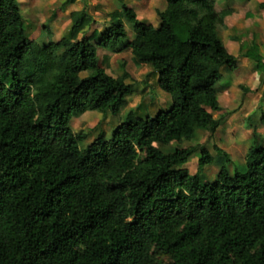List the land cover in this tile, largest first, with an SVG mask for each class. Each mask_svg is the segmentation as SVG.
I'll list each match as a JSON object with an SVG mask.
<instances>
[{
  "label": "trees",
  "instance_id": "trees-1",
  "mask_svg": "<svg viewBox=\"0 0 264 264\" xmlns=\"http://www.w3.org/2000/svg\"><path fill=\"white\" fill-rule=\"evenodd\" d=\"M164 1L158 26L121 1L102 30L87 32L97 20L83 9L66 36L40 44L18 1L0 0V264H264V143L248 149L246 169L223 161L208 183L206 144L162 148L225 123L227 113L214 116L222 70L239 65L216 0ZM100 47L130 50L173 103L156 115L130 111L111 139L81 148L87 134L71 118L118 114L134 91L129 72L100 64ZM241 55L264 71L257 44ZM196 152L191 173L183 165Z\"/></svg>",
  "mask_w": 264,
  "mask_h": 264
},
{
  "label": "rangeland",
  "instance_id": "rangeland-1",
  "mask_svg": "<svg viewBox=\"0 0 264 264\" xmlns=\"http://www.w3.org/2000/svg\"><path fill=\"white\" fill-rule=\"evenodd\" d=\"M17 1L27 20V34L40 44L66 36L74 14L83 9L97 20L87 29V32H91L93 28H104L111 14L120 8L121 1L132 7L142 21L155 26L160 21L158 11L166 7L164 0H75L69 4H66L67 0ZM216 6L221 13L218 27L221 38L240 61L239 66L222 70L224 77L219 85L223 90L219 94V102L223 109L214 112V116L221 118L223 113H227L225 123L214 133L200 130L193 140L173 141L162 147L168 152L176 147L206 144L214 157L200 171L202 180L207 183L216 179L223 161L231 172L246 169L245 155L248 149L256 141L264 143V71L256 68L251 59L241 55L242 47L250 48L256 43L260 44V53L264 55V0H216ZM124 24L127 39H133L136 34L133 24L127 20H124ZM82 34H79V38ZM98 57L100 64L115 77L129 72L127 82L134 84V91L118 114L87 111L71 118V127L87 134L79 142L81 148H86L101 133H105L106 139H111L115 128L130 111L142 117L156 115L161 110L169 109L173 103L171 94L159 86L158 73L154 74L149 65L137 61L130 50L113 52L100 47ZM93 72L92 69L86 70L81 73V77ZM199 158L200 152H196L183 167L191 173H197Z\"/></svg>",
  "mask_w": 264,
  "mask_h": 264
},
{
  "label": "crops",
  "instance_id": "crops-1",
  "mask_svg": "<svg viewBox=\"0 0 264 264\" xmlns=\"http://www.w3.org/2000/svg\"><path fill=\"white\" fill-rule=\"evenodd\" d=\"M217 7V6H216ZM218 10V9H217ZM219 11V10H218ZM220 12V11H219ZM258 46H259V48H260V44L259 43H256ZM262 53V52H261ZM264 56V55H263ZM244 57V56H243ZM247 58V57H246ZM239 65H240V61H239ZM238 65V66H239ZM256 67V66H255ZM257 68V67H256ZM85 115V114H84Z\"/></svg>",
  "mask_w": 264,
  "mask_h": 264
}]
</instances>
